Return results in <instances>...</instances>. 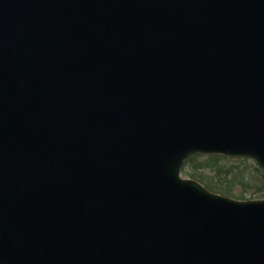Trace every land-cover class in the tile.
I'll list each match as a JSON object with an SVG mask.
<instances>
[{
    "label": "water",
    "instance_id": "obj_1",
    "mask_svg": "<svg viewBox=\"0 0 264 264\" xmlns=\"http://www.w3.org/2000/svg\"><path fill=\"white\" fill-rule=\"evenodd\" d=\"M264 0H0V264H264Z\"/></svg>",
    "mask_w": 264,
    "mask_h": 264
},
{
    "label": "rangeland",
    "instance_id": "obj_2",
    "mask_svg": "<svg viewBox=\"0 0 264 264\" xmlns=\"http://www.w3.org/2000/svg\"><path fill=\"white\" fill-rule=\"evenodd\" d=\"M226 167L224 168L223 165ZM187 171H193L195 167L199 172L210 173L212 167H220L224 170H235L229 178L222 179L220 184L226 189H231L233 194H225L237 200H256L264 198V172L255 161L247 158H229V160H215L209 156L197 155L186 165ZM185 177H188L183 173ZM222 195V194H221ZM224 195V196H225Z\"/></svg>",
    "mask_w": 264,
    "mask_h": 264
},
{
    "label": "trees",
    "instance_id": "obj_3",
    "mask_svg": "<svg viewBox=\"0 0 264 264\" xmlns=\"http://www.w3.org/2000/svg\"><path fill=\"white\" fill-rule=\"evenodd\" d=\"M212 157V156H211ZM215 160H224L227 158H224L222 156H213ZM223 165V163H222ZM224 168H226L223 165ZM187 167L184 168V173L188 177L195 178L197 180H200L202 183H204L210 190L216 191L222 194H233L231 189H226L222 187L220 184L222 183V179L229 178V175L233 173L235 170H224L220 167H212L210 173L199 172V168L195 167L193 171H187Z\"/></svg>",
    "mask_w": 264,
    "mask_h": 264
}]
</instances>
